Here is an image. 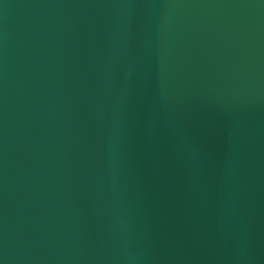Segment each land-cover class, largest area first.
Instances as JSON below:
<instances>
[{
  "label": "water",
  "instance_id": "95a60500",
  "mask_svg": "<svg viewBox=\"0 0 264 264\" xmlns=\"http://www.w3.org/2000/svg\"><path fill=\"white\" fill-rule=\"evenodd\" d=\"M0 264H264V0H0Z\"/></svg>",
  "mask_w": 264,
  "mask_h": 264
}]
</instances>
